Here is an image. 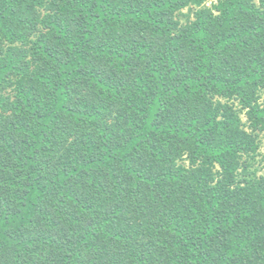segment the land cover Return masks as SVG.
Here are the masks:
<instances>
[{"label": "trees", "instance_id": "1", "mask_svg": "<svg viewBox=\"0 0 264 264\" xmlns=\"http://www.w3.org/2000/svg\"><path fill=\"white\" fill-rule=\"evenodd\" d=\"M206 2L0 0V264H264V0Z\"/></svg>", "mask_w": 264, "mask_h": 264}, {"label": "rangeland", "instance_id": "2", "mask_svg": "<svg viewBox=\"0 0 264 264\" xmlns=\"http://www.w3.org/2000/svg\"><path fill=\"white\" fill-rule=\"evenodd\" d=\"M215 2H216V0H207V2L205 3L204 6L205 7H212V5ZM192 13H193V10L186 8V9H183L182 11H180L177 16L182 22H185L189 18H192ZM262 97H264V92H262ZM241 116L243 118L246 129L248 131H250L248 128V123L246 122L245 115L242 114ZM259 141H260V149L258 151L257 156L250 161L251 166L249 168V171L250 172L257 171V173L259 175H261L264 173V133L260 134Z\"/></svg>", "mask_w": 264, "mask_h": 264}]
</instances>
